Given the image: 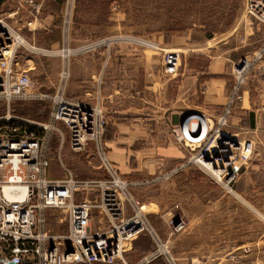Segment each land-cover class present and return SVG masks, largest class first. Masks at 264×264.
Here are the masks:
<instances>
[{"label": "built area", "instance_id": "2783aa9c", "mask_svg": "<svg viewBox=\"0 0 264 264\" xmlns=\"http://www.w3.org/2000/svg\"><path fill=\"white\" fill-rule=\"evenodd\" d=\"M21 3L35 12L40 9L35 0H21ZM247 9L252 18L264 24V0H247ZM21 38L7 21L0 19V101L8 105L34 98L37 88L28 72L17 69V56L23 46L19 44ZM112 40L92 42L84 49L96 50L101 44L110 46ZM76 52L60 51L65 61L57 92L42 95L53 103L49 124L36 129L28 125L32 124L30 121L23 124L10 116L0 118V264H127L125 254L145 235L155 240L157 250L138 264H151L161 256L166 257L168 264H176L167 245L162 243L142 207L128 191L134 184L121 179L107 158L104 137L108 118L100 100L90 105L66 97L71 71L65 62ZM164 57L165 73L171 77L178 75L181 54L167 51ZM253 64L247 58L235 64L234 88L216 123L193 112L171 130L181 148L198 153L191 156L192 161L194 158L197 162L213 163L225 159L228 169L219 180H227L229 191L240 176L243 161L249 160L253 153L251 142L242 143L225 129L229 127L235 106L243 100L242 88ZM57 125L68 131L73 152L87 153L90 145H95V152L102 158L111 180L82 181L64 166L63 179L50 178L49 143L53 132L59 131ZM81 193L86 194L85 198L76 200ZM126 202L133 212L130 216L126 214ZM50 209L66 210L67 235L54 236L49 232L47 211ZM96 213L102 226L98 229L92 224ZM184 229L183 222L175 223L173 234ZM69 247L72 252L68 251Z\"/></svg>", "mask_w": 264, "mask_h": 264}, {"label": "crops", "instance_id": "0c3cea01", "mask_svg": "<svg viewBox=\"0 0 264 264\" xmlns=\"http://www.w3.org/2000/svg\"><path fill=\"white\" fill-rule=\"evenodd\" d=\"M35 2L40 6L38 12L23 6L21 0H0V17L19 31L26 47L39 51L46 60L33 61L34 56L26 52H34L26 48V51L19 52L17 69L28 72L40 89H53L59 80V70L54 69L53 61L60 62L57 57L62 49L77 51L70 62L67 98L93 105L100 93L111 124L108 129L111 138L107 135L105 151L108 160L119 170L118 165H128L131 155L135 154L140 167L146 164L140 158L148 154L168 155L163 157L164 162L177 158L179 152L168 144L169 140L170 143L173 141L172 127L193 112L216 123L234 88L235 63L245 58L254 62L242 88L243 100L234 108L226 131L237 136L239 141L251 142L254 146L253 157L245 164L235 196L244 202L264 204V26L251 20L246 22L251 41H244L240 47L220 53L207 46H197L198 49L177 47L182 66L178 75L168 77L164 55L146 50L145 45L122 43L114 51L113 47L103 53L95 49L86 51L84 48L94 42L95 33H91L88 26L85 32L82 31L84 26H76L77 3L75 6L71 0ZM72 13L75 21L67 28V24L70 25L67 20ZM77 27L82 29L81 34L77 33ZM259 55L260 59H256ZM104 56L108 68L105 83L100 86L96 78L104 70L101 65ZM201 214L202 227L209 226L211 212L202 211ZM222 214L221 210L213 212L214 217ZM257 215L264 221V210H259ZM150 220L158 226L155 215ZM224 225V222L218 224L219 229L214 232L218 235L216 242H211L209 237L203 241L198 248L201 253H197L196 247H184L185 251L177 254L178 264L225 262L226 258L220 257V253L227 249L222 237L226 234ZM206 232L209 235V230ZM176 244L179 245L178 242ZM253 244L254 249H264V232ZM145 255L146 250L135 242L125 254V260L127 264H138ZM157 260L151 264H159L160 260Z\"/></svg>", "mask_w": 264, "mask_h": 264}, {"label": "rangeland", "instance_id": "374dc122", "mask_svg": "<svg viewBox=\"0 0 264 264\" xmlns=\"http://www.w3.org/2000/svg\"><path fill=\"white\" fill-rule=\"evenodd\" d=\"M71 2H74L75 6L77 3L76 26H84L83 30L77 27V33L81 34V30L85 32V28L88 26L91 28V33H95L93 34L94 42H99L105 37L113 39L110 46L101 44L96 49L102 53L109 50L110 47H113L114 51L115 47L122 43H130L135 46L145 45L146 50H150L156 55H165L167 51L179 52L176 50L177 47L196 49L197 46H207L215 53H220L240 47L244 41L248 43L251 41L246 22L251 20L264 26L263 23L249 15L247 0H71ZM74 19L72 13V16L67 20V23L70 24H67V28L73 26ZM15 30L17 31V29ZM17 32L19 33V31ZM26 48L28 47L22 46L19 52L26 51ZM28 49L34 52V54L26 52V54L34 56L33 61H46L39 51L31 47ZM58 56L60 62L53 61V67L59 70L57 83L59 85L60 74L64 66L62 64L65 60L60 53ZM75 56L71 55L65 63L70 65ZM105 57L101 61L104 70L99 78H96V82L100 86L105 83V73L108 68L105 64ZM58 85L53 89L46 90L40 89V85L37 84L34 98L13 101L10 105L0 101V118L10 116L23 124H27L25 121H30L32 124L28 125L36 129H40L39 126L42 124H49L53 103L42 95L55 94ZM98 99L105 111L100 93L95 99V103ZM110 127L108 119L104 143L107 142ZM57 128L59 131L53 132L52 140L49 143L51 159L49 176L51 179H63L64 166L82 181L111 180L102 158L95 152V145H90L87 153H75L70 148L66 128L62 125H57ZM108 138H111L110 135ZM168 144L179 152L177 158H171L168 162L167 160L164 162L163 157L166 155L148 154L145 158H140L146 163L140 167L138 156L135 154L131 155L132 158L129 159L128 165L119 164L120 170L117 168V171L121 179L134 184L128 188V191L139 203V207H143L142 210L148 219L150 220L152 215L156 216L158 226L152 224L151 220L150 222L162 243L167 245L169 254L175 263L178 264L177 254L185 251L184 247H196L197 253H201L202 251L198 248L206 238L209 237L211 242H216L218 235L214 232L219 229L218 224L224 222L225 229L223 231L226 234L222 237L225 239L227 249L220 253V257L226 258L222 264H264V249H254L253 244L261 237V232H264V221L257 215L259 210H264V204L244 202L234 194L236 185L243 176L245 164L249 163L253 157L254 146L250 159L243 161L245 164L242 166L240 176L232 184V191H229L226 188V179L220 181L196 160H191V156H196L198 153H191L185 148H181L174 138L171 143L169 140ZM85 196L86 194L81 193L76 197V200L79 201ZM223 197L225 198L223 199ZM124 207L127 216L133 214L129 203L126 202ZM218 210L223 211V214L220 217H214L213 212ZM202 211L211 212L207 227H202ZM162 215H167V217L164 218ZM47 219V227L52 235L64 236L68 234V216L65 209L48 210ZM99 221L100 215L96 213L92 222L95 229L102 227ZM177 221L183 222L185 229L173 234V225ZM207 230L210 232L209 235ZM177 235L178 238H176ZM175 241L178 242V246ZM137 242L146 250V255L143 257L157 250V243L148 235L142 236ZM133 244L132 247L129 245L126 247L132 249ZM171 244L174 245L171 246ZM164 250L165 248L162 249V251ZM233 257L235 260L230 261L229 259ZM158 260H160L159 264H168L165 256H161Z\"/></svg>", "mask_w": 264, "mask_h": 264}, {"label": "bare ground", "instance_id": "6f19581e", "mask_svg": "<svg viewBox=\"0 0 264 264\" xmlns=\"http://www.w3.org/2000/svg\"><path fill=\"white\" fill-rule=\"evenodd\" d=\"M113 41V40H112ZM19 44L25 46L26 42L23 40V38L19 39ZM204 134V132H203ZM224 156H227V153L223 154ZM193 160H195L193 158ZM201 165H203V168L205 167L207 170H209L211 172V174L213 173L218 179H222L225 172L227 171L228 167H227V163L224 160L222 161H217V162H206V161H198ZM198 164V163H197ZM208 171V172H209ZM214 176V177H215ZM219 182V181H218ZM222 183V182H221ZM143 208V207H142Z\"/></svg>", "mask_w": 264, "mask_h": 264}, {"label": "water", "instance_id": "95a60500", "mask_svg": "<svg viewBox=\"0 0 264 264\" xmlns=\"http://www.w3.org/2000/svg\"><path fill=\"white\" fill-rule=\"evenodd\" d=\"M187 115H188V114H187ZM187 115H185L184 118L181 120L182 122L185 120V118H186ZM178 222H179V221H177L176 223H178ZM68 251H69V252H72V249L69 247ZM8 264H15V263H14V262H10V263H8Z\"/></svg>", "mask_w": 264, "mask_h": 264}]
</instances>
